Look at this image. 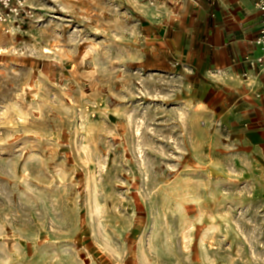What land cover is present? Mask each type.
Masks as SVG:
<instances>
[{
	"label": "rangeland",
	"instance_id": "374dc122",
	"mask_svg": "<svg viewBox=\"0 0 264 264\" xmlns=\"http://www.w3.org/2000/svg\"><path fill=\"white\" fill-rule=\"evenodd\" d=\"M131 16L104 0L28 33L0 29V264L264 259V216L235 201L227 168L183 150L179 88L156 73L164 63L134 54ZM192 178L226 210L207 244L184 219L196 215Z\"/></svg>",
	"mask_w": 264,
	"mask_h": 264
},
{
	"label": "crops",
	"instance_id": "0c3cea01",
	"mask_svg": "<svg viewBox=\"0 0 264 264\" xmlns=\"http://www.w3.org/2000/svg\"><path fill=\"white\" fill-rule=\"evenodd\" d=\"M27 1L46 19L57 11L73 19L104 7V0ZM106 2L131 10L134 26L124 35L138 44L134 54L164 63L156 73L172 72L181 96L183 150L195 164L227 168L235 201L264 216V49L257 42L262 15L255 0ZM22 31L32 28L13 27ZM183 194L196 202V215L184 218L187 227L204 226L207 244L225 227L226 210L208 207L201 178H192ZM197 261L215 264L203 256Z\"/></svg>",
	"mask_w": 264,
	"mask_h": 264
},
{
	"label": "built area",
	"instance_id": "2783aa9c",
	"mask_svg": "<svg viewBox=\"0 0 264 264\" xmlns=\"http://www.w3.org/2000/svg\"><path fill=\"white\" fill-rule=\"evenodd\" d=\"M255 5L262 15V28L257 42L264 49V0H255ZM45 19L39 16L38 9L27 0H0V29L7 34L12 33L14 26L30 24L42 25ZM264 61V58L261 59Z\"/></svg>",
	"mask_w": 264,
	"mask_h": 264
},
{
	"label": "bare ground",
	"instance_id": "6f19581e",
	"mask_svg": "<svg viewBox=\"0 0 264 264\" xmlns=\"http://www.w3.org/2000/svg\"><path fill=\"white\" fill-rule=\"evenodd\" d=\"M45 51H46V52H50V49H46Z\"/></svg>",
	"mask_w": 264,
	"mask_h": 264
}]
</instances>
